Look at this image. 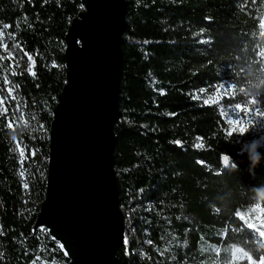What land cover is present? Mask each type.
Returning <instances> with one entry per match:
<instances>
[{"label": "trees", "instance_id": "16d2710c", "mask_svg": "<svg viewBox=\"0 0 264 264\" xmlns=\"http://www.w3.org/2000/svg\"><path fill=\"white\" fill-rule=\"evenodd\" d=\"M124 1L113 169L125 233L116 264H247L234 262L232 252L255 245L251 254H264L260 216L249 212L264 188V147L253 152V140L229 136L219 107L193 97L212 96L222 84L234 88L229 104L264 97V0ZM82 11L81 0H0V29L28 54L21 70L0 44V80L6 72L10 81L3 90L16 91L0 116V264L37 257L36 264H69L35 223L46 193L53 110L66 85L65 37ZM17 100L29 118L27 130L16 128L17 140L29 146L23 168L5 126Z\"/></svg>", "mask_w": 264, "mask_h": 264}, {"label": "water", "instance_id": "95a60500", "mask_svg": "<svg viewBox=\"0 0 264 264\" xmlns=\"http://www.w3.org/2000/svg\"><path fill=\"white\" fill-rule=\"evenodd\" d=\"M65 37L66 85L49 133L45 199L35 229L69 264H116L124 233L113 169L120 119L124 0H81Z\"/></svg>", "mask_w": 264, "mask_h": 264}, {"label": "snow or ice", "instance_id": "6c2138e0", "mask_svg": "<svg viewBox=\"0 0 264 264\" xmlns=\"http://www.w3.org/2000/svg\"><path fill=\"white\" fill-rule=\"evenodd\" d=\"M264 26V25H262ZM10 26L8 25H3L2 28L3 29H6ZM3 30L0 29V44H3L4 45V49L5 51H8L7 50V46H6V43L4 42L3 40ZM10 39H15L14 36H9ZM20 48V45L18 43H14L13 46H12V49L10 51H8V57L11 58L14 53H16L17 49ZM22 51V49H21ZM25 55H28L27 53H24ZM5 59L4 55L2 53H0V60H3ZM28 59L31 61L32 60V57L29 55L28 56ZM13 75H16L15 72L12 73ZM34 75V73H32ZM7 82V77H4L3 80H0V116H3V117H6V114L8 112V108L7 107H3V104H4V100L2 99L3 97H6L8 95H11L12 94V88H8L7 91H4L3 90V84ZM201 91H204V90H201ZM163 94V93H162ZM194 99H199L198 96H194L193 97ZM13 99H15V97L13 96ZM213 101V103H219V100H214L212 98H209ZM205 104L208 103V100H205L204 101ZM16 104H17V108L16 110L13 112V115H12V118L10 120H8V122L6 123V127L8 129L11 130L12 132V135H11V140L12 142L15 143V147L13 149V151H16L18 150L19 151V157H20V164H21V168H23V163H24V160L26 159V152L25 150L28 149V145L26 143L23 142V140H17V133H16V128H20L21 130H27L28 127H29V118L26 117V115L24 114L23 111L20 110V101L17 100L16 101ZM228 108H231V111L232 112H236L237 115H239V112L243 111L245 112V114L247 115L248 113H251L253 110L249 107H246L244 104H235V106L233 107L232 105H228V106H223L221 107L220 109V112H221V115L222 116H227L229 113H228ZM16 112H19V116H16ZM15 121H20L19 124H16L15 127H14V122ZM227 123L232 127V131L229 132V136L232 135V132H235V131H239L240 133H245L246 132V127L247 125L245 124H242L241 120L240 119H231L229 118ZM179 144V142H177ZM199 147H202L203 145H198ZM31 154L32 155H35V151L32 150L31 151ZM223 163L225 166H227L229 164V157L227 155H225L223 157ZM233 166H235V162L233 161ZM20 176L23 178L25 177V171L24 170H21L20 171ZM24 188H28V184L25 183L23 185ZM255 197H253L254 199ZM250 213H257L258 216L260 217H264V207H262L260 204H255L254 207H252L250 210H249ZM239 215V219L242 220V221H247L248 220V216L244 213H241V214H238ZM248 227L249 228H252V229H256L257 228V225L255 223H249L248 224ZM261 227L264 228V219H261ZM257 231H259L257 229ZM259 236L260 237H264V231H259ZM261 247H264V243H262L260 245ZM253 252H257V249H256V246L253 245L251 248L248 247V245H245L243 248H234L233 249V252H232V259L233 261H245V258H246V261H247V264H264V254H259L257 253V256L254 257L251 253ZM238 253H240L241 255H237ZM39 259V257L36 258V260H34L32 262V264H36V261ZM53 264H55V261H53Z\"/></svg>", "mask_w": 264, "mask_h": 264}, {"label": "rangeland", "instance_id": "374dc122", "mask_svg": "<svg viewBox=\"0 0 264 264\" xmlns=\"http://www.w3.org/2000/svg\"><path fill=\"white\" fill-rule=\"evenodd\" d=\"M3 40L6 43L7 50L10 51L13 46V40L9 38L7 33L3 30ZM4 49V45H3ZM8 51L4 52L8 56ZM21 70H25L27 67V59L24 56V54L17 49L16 53L10 58ZM5 77H7V84H10L9 81V75L5 72ZM9 88H12V94L9 95V100L4 102L3 107H7L8 103L10 100H14L13 96L16 98V91L14 86L10 85ZM235 92L234 88L228 84H222L221 86L218 87L216 93L212 96H205V97H199V100H201L204 103L205 100H208V103L205 105H217L219 107V111L221 107L223 106H228L232 105L233 107L235 104H229L227 101H229L231 98H234ZM209 98H212L214 100H219V103H213V101ZM246 107L251 108L253 111L251 113H248L247 115L245 112L241 111L239 112V115H237L236 112H232L231 108H228V115L227 116H222L223 120L227 123L228 119H240L242 124L247 125L246 127V132L245 133H240L239 131H235L233 133L238 134L240 136H244L246 138H250L253 140V142L257 145V147H264V97L258 98V99H247L245 100ZM221 114V112H220ZM228 124V123H227ZM229 125V124H228ZM230 130L232 131L231 125H229ZM15 146V143H14ZM16 154L19 157V151L16 150ZM32 158L36 161L38 159V155L35 152V155H32ZM261 219H264V217H260V222ZM262 231H264V228H262Z\"/></svg>", "mask_w": 264, "mask_h": 264}, {"label": "clouds", "instance_id": "9594fccd", "mask_svg": "<svg viewBox=\"0 0 264 264\" xmlns=\"http://www.w3.org/2000/svg\"><path fill=\"white\" fill-rule=\"evenodd\" d=\"M256 146L257 145L254 143L253 144V152L255 151ZM225 155H227L229 157V161H230V159H231L230 155H228V154H225ZM259 159H260V157H259L258 154L253 155L252 156L253 164L257 163L259 161ZM256 195H257V204L264 203V188L258 189L257 192H256Z\"/></svg>", "mask_w": 264, "mask_h": 264}]
</instances>
